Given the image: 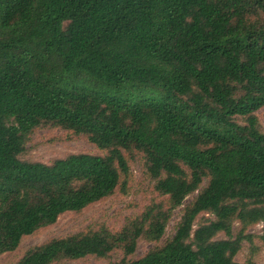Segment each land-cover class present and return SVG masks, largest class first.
Returning a JSON list of instances; mask_svg holds the SVG:
<instances>
[{"label": "trees", "instance_id": "1", "mask_svg": "<svg viewBox=\"0 0 264 264\" xmlns=\"http://www.w3.org/2000/svg\"><path fill=\"white\" fill-rule=\"evenodd\" d=\"M263 106L264 0H0V254L123 189L125 153L137 151L166 208L154 203L116 232L52 238L15 264L115 249L124 256L110 264H240L246 227L263 224L264 246ZM40 125L105 153L22 160ZM196 190L169 239L127 258ZM201 212L214 217L194 227Z\"/></svg>", "mask_w": 264, "mask_h": 264}, {"label": "rangeland", "instance_id": "2", "mask_svg": "<svg viewBox=\"0 0 264 264\" xmlns=\"http://www.w3.org/2000/svg\"><path fill=\"white\" fill-rule=\"evenodd\" d=\"M255 113L261 127L264 128V106ZM78 152L105 153L104 150L89 142L85 135L75 134L58 126L40 125L28 134L25 150L19 157L22 160L47 163L54 158ZM125 154L128 158L129 172L123 189L119 185L109 196L89 204L80 211L64 212L57 217L54 223L38 228L30 235L23 236L16 249L0 254V264H15L27 249L52 238H61L69 234L92 231L101 226L106 227L111 232L119 231L128 220L139 216L154 203H161L166 208L168 206V197L154 189L155 182L146 170L142 153L136 151ZM206 181L207 179L203 180L200 188L206 184ZM197 191L188 194L182 204L172 210L164 233L158 241L139 238L134 252L128 255L127 258L141 257L149 249L161 246L169 239L175 231L184 207L193 200ZM213 217V214L201 212L194 221V227L200 220L204 218L213 219ZM239 228L238 222L232 224L233 236L237 234ZM262 231L263 224L261 222L245 228L244 233L251 235V239L242 240L240 249L234 256L236 262L243 264L249 259L253 264H264V246L259 239ZM225 237V234L218 233L215 239ZM123 256L124 253L121 249H115L106 258L87 255L77 259L61 258L51 264H110Z\"/></svg>", "mask_w": 264, "mask_h": 264}]
</instances>
